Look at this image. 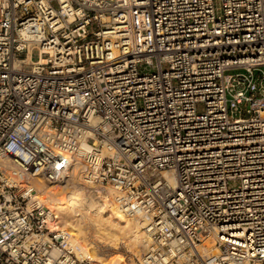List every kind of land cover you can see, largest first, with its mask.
<instances>
[{
	"label": "built area",
	"instance_id": "1",
	"mask_svg": "<svg viewBox=\"0 0 264 264\" xmlns=\"http://www.w3.org/2000/svg\"><path fill=\"white\" fill-rule=\"evenodd\" d=\"M262 68L264 0H0V264H103L42 196L73 179L138 264H264Z\"/></svg>",
	"mask_w": 264,
	"mask_h": 264
},
{
	"label": "bare ground",
	"instance_id": "2",
	"mask_svg": "<svg viewBox=\"0 0 264 264\" xmlns=\"http://www.w3.org/2000/svg\"><path fill=\"white\" fill-rule=\"evenodd\" d=\"M248 62H250V61H248ZM78 169L79 168H76V171ZM72 176H76V172L74 174H72ZM68 182H72V183H75L77 185L75 187L74 186L73 187L65 186V189L68 188V191L66 190L67 191L66 193H60V192L54 193V192H56V190H54V189L49 190L48 188H46L47 191L42 196H45L47 198L46 202L51 203L53 205L52 207H55L57 210H59L61 212L69 211L68 213L74 212L73 214H76V210L78 209L77 208L78 205L81 204V202H84L85 200L87 201L86 189H85V187L80 186L79 184L81 182L76 180V179L69 180ZM172 184H174L173 180H172ZM51 191L53 193H51L50 195L48 194V196H47L46 195L47 192H51ZM96 194H98V193H96ZM90 196H91L92 201L89 198ZM94 196L95 195H93L92 193H91V195L89 194L88 200L90 199V202L89 203L86 202L88 204L87 205L88 207L86 208V210H87L86 212L93 214L92 217H90L91 214H89L90 215L88 217L89 220L87 219V217H86V219L83 217L80 219L85 220V222H86V220H88L89 222H87L88 223L87 226L90 225V227L91 226L96 227L95 229L97 231L96 230H94V231H96L98 237L100 238L99 243H101V245H102L100 247L111 249L114 252V254H116L115 255L116 259L112 262V264H122V262L119 261L117 258L118 256L121 255V253H119V251H118L120 249L128 250L127 252H129V253H131V255H133V259H134L133 262L139 261L141 259L140 254H139V250H138L139 247L143 243H145V246H143V247L146 250V246H147V238H145L146 236H144L142 231H141V229L144 228V222L140 221L137 218H131L132 220L127 219L129 217L128 215H125V214L121 213L120 211L114 210L113 208L111 209L112 210L111 214H108L107 212H105V214L102 215V213H101L102 209L101 208L103 205L99 204L100 201L98 202V200L101 198V196L98 195L97 196L98 198L94 197ZM82 206H84V205H82ZM81 211H82V209H81ZM78 215L80 216V214H78ZM76 226H77V223H76L75 227ZM75 230H76V228H75ZM96 233H95V236H96ZM95 239L96 240L98 239L97 236ZM93 240H94V238H93ZM98 241H97V244H98ZM95 245H96V243H95ZM73 246H75V244H73ZM97 247L99 248L98 245H97ZM104 251H105V249H104ZM82 253H84V252H82ZM88 255H89V253H88ZM98 259H100V258H98Z\"/></svg>",
	"mask_w": 264,
	"mask_h": 264
},
{
	"label": "rangeland",
	"instance_id": "3",
	"mask_svg": "<svg viewBox=\"0 0 264 264\" xmlns=\"http://www.w3.org/2000/svg\"><path fill=\"white\" fill-rule=\"evenodd\" d=\"M262 70L264 71V68H262ZM259 73L260 72H258V71L255 72V74L257 76H258ZM76 185L77 184H75V183L67 182V185L66 186L67 187H73V186L75 187ZM79 185L85 187L86 194H87L86 195L87 196V201L85 200L84 202H81V204L78 205V207H77L78 209L76 210V214L77 215L76 214H73L74 212H72V213H68L69 211L61 212V211L57 210L55 207H53V208H55L58 211V214H59V217L58 218H59V222H60L61 226L64 229L68 230L71 233L72 243L75 244L74 251L78 254V256L85 257L89 253L90 256H92V257L96 258L97 260L101 261L103 264H112V262L116 259L115 258L116 257L115 256L116 254H114V252L111 249L100 247L102 245H101V243H99L100 242V240H99L100 238L98 237V235L96 233V231H97L95 229L96 227H92V226L90 227V225L87 226V224H88L87 222H89L88 221L89 220L88 217L90 216L89 214H91V213H87L86 212L87 211L86 208L88 207L87 206L88 204L86 202H88V203L90 202L91 196L89 197L90 199L88 200L89 194L91 195V193H92L93 195H95L94 197H97L98 194H96V192H98V191L92 189V187H90L89 185L87 186L86 183L85 184L84 183L83 184H79ZM66 190L68 191L67 188L66 189L65 188H57L56 192H54V193H59V192L60 193H66L67 192ZM99 190H102V188H99ZM51 193H53V192L52 191L51 192H47L46 195L48 196V194L50 195ZM99 196H101V198L98 200V202L100 201L99 204L100 205H103V201L102 200L103 199L106 200L105 197H108L109 196V193H107V191H104V189H103V192H101ZM109 197H111V196H109ZM91 201H92V199H91ZM110 202H111V200L106 201V203H107L106 207L105 206H102V208H101L102 209V212H101L102 215H104L105 212H107L108 214H111V212H112L111 209L112 208H109V205H108ZM45 204L48 205L49 207L52 206L51 203L45 202ZM82 205H84V206H82ZM81 209H82L83 212L81 211ZM78 214H80V216ZM92 215L93 214H91L90 217H92ZM82 217L85 218V219L87 217L88 220H86V222H85V220H81L80 219ZM131 218H133V217H130L129 216L127 219L132 220ZM76 223H77V226L75 227ZM75 228H76V230H75ZM94 230H96V231H94ZM141 231H142L143 235L145 236L144 229L143 228L141 229ZM94 232L96 233V236L98 238L97 240L95 239L96 236H95V233ZM93 238H94V240H93ZM97 241H98V244H97ZM95 243H96V245H95ZM97 245L99 246V248L97 247ZM143 246H145V243H143L139 247V249H138L139 250L140 257H141L142 252H144V250H145V248ZM104 249H105V251H104ZM125 250L126 249H120V250H118L119 253H121V255L117 257L118 260L121 261L122 264H138V261L133 262L134 261L133 255H131V253L127 252L128 250H126V251ZM82 252H84V253H82ZM98 258H100V259H98Z\"/></svg>",
	"mask_w": 264,
	"mask_h": 264
}]
</instances>
